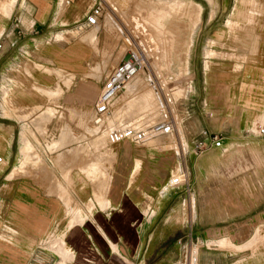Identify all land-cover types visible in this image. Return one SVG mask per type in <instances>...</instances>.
<instances>
[{
    "label": "crops",
    "instance_id": "1",
    "mask_svg": "<svg viewBox=\"0 0 264 264\" xmlns=\"http://www.w3.org/2000/svg\"><path fill=\"white\" fill-rule=\"evenodd\" d=\"M248 1L254 3V0ZM12 3L14 6L9 15L0 13V49L3 47L0 50V85L3 78H8L13 90V79L6 75L8 66L18 56L27 60L21 64L27 63L31 69L28 70L31 82L22 88L21 94L17 90L13 98L10 95L15 113L28 114L26 118L23 115L6 117L2 114L10 92L8 85L2 86L6 104H0V153L5 162L0 166V264H183V252L189 249L191 264H233L239 259L237 264L242 262V257L234 260L231 257L238 252L249 251L250 254L252 249L232 250L245 244L257 228L264 226V188L255 193V198H223L222 211L219 207L221 202L213 199L219 189L210 188L206 194L207 210L201 211L200 205L197 208V202L203 184L196 181V171L200 172V168L185 149L201 137L204 129L221 134L224 140L248 131L247 128L255 133L251 131L253 125L256 130L259 125L264 126V18L255 26L257 30L253 31L251 49L245 46L247 49L243 51L239 69L229 74L223 73L225 77H222V82L210 77L207 84V98L214 102L221 101L220 106L225 113H222V109H214L215 117L209 119L207 126L200 129L189 145L185 143L184 147L183 133L165 134L173 137L180 146L178 151L168 142L170 138L154 141L165 135L145 143L124 140L111 144L114 156L110 165L106 164L110 174L108 185L98 181L103 186L95 198L97 186L81 169L87 164L81 154L88 152L81 148L86 143L83 136H88L86 129L89 131L90 114L82 108L90 105L93 112L110 72L101 77L108 61L97 67L94 84L82 85L88 83L86 65L91 53H94L93 48L91 45L89 48V43L83 38L73 42L56 40L53 37L55 33L60 31L64 34L68 29L56 32L53 29L72 24L77 30L98 26L97 45L101 43V47H105L109 36L98 35V29L103 27L105 21L104 0H13ZM6 5L2 7L4 13L9 4ZM95 5L101 8L98 23L88 25L86 15ZM111 6L114 8L113 4ZM115 10L119 11L117 8ZM257 14L258 9H248L247 24L253 22ZM214 16L212 14L200 20L193 33L191 47L199 37L200 28L210 27ZM229 24L231 19L227 21ZM179 26L183 27L184 24ZM158 27L160 36L166 33L170 35L172 54L173 33L166 30L161 22H158ZM169 28L176 39L182 38V34L179 31L177 34L167 23ZM245 33L248 30L245 29ZM91 37L95 39V35ZM18 46L23 49H13ZM212 56V51L206 52L207 58ZM8 60L11 62L8 63ZM45 67L52 72L46 71ZM54 70L74 76L68 87L62 85L63 91L59 97L50 98L36 87L54 89L60 83ZM228 76L231 79L226 81ZM120 91L123 92V89ZM120 91L110 106L106 124L112 122L111 127L138 123L136 118L127 117L130 110L136 108L143 113L152 105L151 90L142 89V84L135 83L131 89L123 93ZM117 98L121 104L119 107H115ZM120 107L122 113L118 116L117 109ZM201 107L206 114L213 116L207 110L210 105L205 99ZM46 108H53V115L47 111L44 120L41 119L45 122L42 129L40 127L37 131L32 125L34 136H30L35 152L44 156V160L25 166L23 163L27 153L33 146L23 124H34ZM101 129L96 127L94 135L103 132L104 129ZM39 131L46 132L47 139L53 138L52 143L57 142L47 148L41 143L43 138ZM257 135H260L258 130ZM74 150L79 152L75 162L72 159ZM88 150L92 154L103 153V148L89 147ZM49 155L55 156L57 162L54 163ZM186 156L192 171L190 190L182 186L169 187L166 183L170 176L181 168L188 172ZM205 160L211 166L216 161L211 155L205 157L203 162ZM87 167L84 168L85 172ZM256 167V171L260 167L264 171V163L256 164ZM260 187L262 189V184ZM216 221L223 224L216 225ZM220 242L225 243L226 247L221 248L216 244ZM45 243L47 247L43 246ZM189 244L196 246L194 253L193 246L189 248ZM257 246L254 251L263 250V244Z\"/></svg>",
    "mask_w": 264,
    "mask_h": 264
},
{
    "label": "rangeland",
    "instance_id": "2",
    "mask_svg": "<svg viewBox=\"0 0 264 264\" xmlns=\"http://www.w3.org/2000/svg\"><path fill=\"white\" fill-rule=\"evenodd\" d=\"M0 1H2V3H0V13L4 16L9 15L10 9L14 6L12 3L13 0ZM4 4H9L8 6L6 5L8 7L6 13L2 10ZM104 4L106 8L105 21L103 27L98 29V31L100 30L98 35L104 34L106 38L109 36L110 40L105 44V47H101V43L97 45L98 26L77 30L72 24L59 27L55 30L53 29V32L61 29H68L66 31L67 33L64 34L60 31L55 33L53 37L56 40L63 39L66 42H73L83 38V40L89 43V48L90 45L93 48L94 53H91L86 65L88 69V72H86V81L88 83L81 84L85 86L94 84L96 81L97 67L101 66L104 61H108V65L107 68L103 70L101 77L111 71L123 57H126L129 50L142 49L147 57L146 68L137 74L123 92L131 89L132 85L135 83L142 84V89L151 90L152 105L150 109L143 113L139 111L140 109L136 108L130 110L131 113L127 117L136 118L138 122L144 123L151 122L155 120V118L163 115L170 116L175 123L173 134L182 135L183 133L185 139V141L182 142L183 147L185 143L189 145L190 141L197 135V132L207 126L209 119L215 117L214 109H222V113H225L223 107L220 106L221 101L214 102L213 99L207 98V84L210 82V77H216L222 82V77H225L223 73L229 74L239 69L241 60L244 57L243 51H245V46L251 49L254 42L253 31H255V29L257 30L255 26L259 20L264 18V0H254V3H250L248 0H197L196 2L192 0H104ZM111 4L114 5V8ZM115 8L119 9V11H116ZM250 8L258 9L259 14L254 15V21L247 24L246 16ZM212 14H215L213 23L210 27L200 28L198 33L199 37L195 40L193 47H191L192 36L200 20L207 19L209 16H212ZM229 19H231V24L227 25ZM158 22H161L165 29L172 32L174 35L172 54L170 53V37L167 33L161 36L159 35ZM167 23L177 34L178 31L182 34L181 39H179V37L176 39L174 32L170 28L167 29ZM180 24H184V26L180 27ZM246 24L248 27H246ZM245 29L248 30V33H245ZM92 35H95V39L91 37ZM20 45L21 44H19V46ZM123 48L124 50L121 52ZM2 49L3 47L0 50ZM13 49L23 48L14 47ZM24 50L27 49L24 48ZM207 51H212L213 56L207 58ZM22 61L27 62L24 58L21 59V56H18V59L12 60V62L8 60V63L11 62L13 64L10 63L8 66V74L6 76L13 79V90L9 85L10 79L8 78H3L0 85V104H6L3 99L2 86L6 84L10 89L8 103L4 105L1 110L2 114L6 117L17 114L15 113L16 109L11 104V97L13 98L15 96V91L20 90L21 92H19V94H21L22 88H24L27 83L31 82V76H28V70L31 69L27 63L21 64ZM37 66L39 67L40 65ZM45 70L52 72L47 67H45ZM54 72L58 76L60 82L54 89L36 87L50 98L59 97L63 91L62 85L68 87L74 76L73 74L65 75L61 70H54ZM230 79V76L226 77V81ZM75 82L77 81L75 80ZM193 90L194 95H192ZM203 99L210 105L207 110L213 114L212 117L206 114L201 107ZM115 103V107L121 105L118 103V98ZM82 109L85 111L87 110L90 114L88 118L89 131L86 129L88 136L87 138L83 136V142L86 143L83 144L81 148L86 149L88 152L87 154H81L84 162L87 164L81 166V169L85 175L88 176V179L96 184L97 190L94 191V197L96 198V193H98L100 187L103 186V183L98 181H104L107 185L109 181L110 174L106 164L108 166L110 165L114 154L111 152V144L106 140V130L108 127H111L113 123L110 122L106 124L105 127H102V129H104L103 132L94 135L96 127L99 126L94 124L93 127V123L91 124L93 113L91 112V107L89 105ZM47 111L52 113L51 116L54 113L53 108H46L39 119L35 120L34 124L29 123L30 127L26 123L23 124L24 128L27 130L26 132L29 139L30 136L33 135L31 130L32 125H35L37 131L40 127V130L42 129L45 122H42L41 119L43 118L44 120ZM117 112L118 116L122 113L121 107L117 109ZM18 115H23L25 118L28 116V114H17V116ZM82 116L83 113L80 115V119H82ZM120 118L122 117H119V119ZM247 130L248 131L244 130L239 134L224 139L223 147L211 148L198 156L190 155L194 164L200 168V172L198 170L196 171V181L198 180L200 185L203 184L199 196L200 199L197 202V208L200 205L201 211L207 210L208 197L206 194H208L210 188L219 189V191L215 193V198L213 199L221 202L219 204L221 211L223 207V198H255V193L259 190H263V167H260L259 170L256 171V164L261 162L264 163V135H257L255 125L251 128V131L255 133H251L249 128H247ZM39 132L43 138L41 143L47 148L48 146L51 147L54 142H57L54 141L52 143L53 138L47 139L46 132ZM178 132H180V134H178ZM89 134L93 136L91 137ZM222 134L225 135L224 133ZM62 136L63 132L60 139ZM167 138H170L168 142L178 151L180 146H177L171 136L159 137L154 141L160 142L162 139L167 140ZM41 143L39 144L40 147ZM31 144L33 149L29 150L27 153V158L24 163L25 166L37 164L44 160V156H39L35 152L32 141ZM55 146L58 147V145ZM89 147L96 149L103 148V153L99 154V152H96L92 154L88 150ZM74 152V155H72L73 162L79 157L78 150H74ZM169 152L173 151L169 150ZM209 155L216 159L214 166H211L206 160L203 162L204 158ZM49 157L54 163L57 162L54 160L55 156L49 155ZM185 158L187 159L188 178L191 182V164L187 156ZM86 166H88L87 172L84 171ZM208 183L210 185L209 187H207ZM261 184L262 189L260 187ZM215 223L216 225L223 224L222 221H216ZM48 239L49 237L47 240ZM46 244L47 243L43 246H46ZM216 244L221 246V248L226 247L225 243L220 242ZM260 244H263V250L254 251L256 246ZM192 246V252L194 253L196 251V246L189 244V248ZM248 248L252 249L250 254L249 251L242 253L238 252ZM217 251L222 252V250L219 249H217ZM232 251L238 252L231 257L233 260L240 257L244 258L239 264H264V226L257 228L255 234L250 237L245 244L233 247ZM189 252L191 254V249H189ZM184 253L185 252H183V254ZM257 253L258 255H256ZM239 261L240 259L233 264H237Z\"/></svg>",
    "mask_w": 264,
    "mask_h": 264
},
{
    "label": "built area",
    "instance_id": "3",
    "mask_svg": "<svg viewBox=\"0 0 264 264\" xmlns=\"http://www.w3.org/2000/svg\"><path fill=\"white\" fill-rule=\"evenodd\" d=\"M100 14V6H93L86 15V23L88 25H96ZM146 62L147 57L142 49H131L128 51L126 57H123L120 62L113 67L94 104L92 113L93 124L98 125L99 128L105 127L107 119L109 118L110 106L115 95L123 88L126 82L146 68ZM174 128L175 123L173 119L170 116L163 115L155 118V120L151 122H138L131 125L108 127L106 130V140L110 144H116L124 140L133 141L135 143H145L154 137L173 132ZM257 130L260 135H264V126L259 125ZM222 142L223 136L221 134L208 132L204 129L201 131V137L195 139L185 150L193 156H198L210 148L222 146ZM3 162L4 158L0 153V166ZM166 184L173 188L182 186L189 191L187 170L181 168L177 173L168 178ZM188 252L189 251H185L184 253L183 264L192 263L191 254L190 252L188 254Z\"/></svg>",
    "mask_w": 264,
    "mask_h": 264
},
{
    "label": "bare ground",
    "instance_id": "4",
    "mask_svg": "<svg viewBox=\"0 0 264 264\" xmlns=\"http://www.w3.org/2000/svg\"><path fill=\"white\" fill-rule=\"evenodd\" d=\"M170 36V35H169ZM137 76V75H136ZM136 76H134L131 80H129L128 82H126L125 83V85L123 86V90L126 88V86L136 77ZM118 95V94H117ZM166 136V135H165ZM162 137V136H161ZM157 138H159V137H157ZM156 139V138H155ZM154 140V139H153ZM152 141V140H151ZM24 144H25V142H24ZM26 146L24 145V148H25ZM26 149V148H25ZM22 150H24V149H22ZM21 150V151H22ZM23 152V151H22ZM25 152V151H24ZM26 155V154H25ZM26 157V156H25ZM23 161H24V159H23ZM5 163V162H4ZM24 164V163H23Z\"/></svg>",
    "mask_w": 264,
    "mask_h": 264
}]
</instances>
